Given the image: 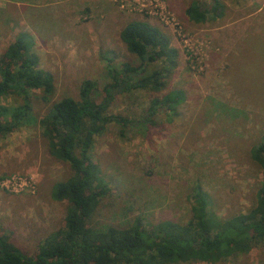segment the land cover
<instances>
[{
	"label": "rangeland",
	"instance_id": "1",
	"mask_svg": "<svg viewBox=\"0 0 264 264\" xmlns=\"http://www.w3.org/2000/svg\"><path fill=\"white\" fill-rule=\"evenodd\" d=\"M75 1V6L71 0L0 2V54L16 36L6 30L10 21L16 33L32 36L38 68L54 78L49 98L41 90L31 93L33 123L0 136V184L10 181L8 189L0 185V235L33 256L63 228L68 202L54 201L51 192L72 170L49 155L39 121L55 102L78 101L84 80L95 81L101 101L112 67L140 64L119 37L132 20L159 28L178 52L177 63L166 70L160 61L146 66L145 76L164 71L162 91L118 93L107 109L128 124L110 122L94 137L89 155L109 192L90 224L104 230L139 217L151 225L187 224L198 189L209 195L208 207L220 218L254 207L263 182L250 150L264 132V0H221L222 16L198 24L183 16L185 7L211 0H101V6L92 3V14ZM74 36L76 47L51 40ZM174 89L184 91L182 105L173 112L164 106L150 111L153 99ZM20 102L0 97L8 109ZM18 182L25 186L16 187ZM178 264H264V244L218 262Z\"/></svg>",
	"mask_w": 264,
	"mask_h": 264
},
{
	"label": "trees",
	"instance_id": "2",
	"mask_svg": "<svg viewBox=\"0 0 264 264\" xmlns=\"http://www.w3.org/2000/svg\"><path fill=\"white\" fill-rule=\"evenodd\" d=\"M224 8L221 0H211L207 6L192 1L186 15L195 24L204 23L220 17ZM119 37L140 64L112 67L113 80L104 86L101 101L96 99L95 81L84 80L78 101L64 98L55 102L39 121L49 155L69 164L72 170V175L56 182L51 192L54 201L68 202L63 228L39 244L33 256L24 254L0 235V264L218 262L264 244V132L250 150V159L261 171L263 182L257 189L255 206L247 212L220 218L208 207L209 195L198 189L193 197L192 218L187 224L163 221L151 225L140 217L127 226H109L104 230L90 224L95 207L109 192L89 155L94 137L110 122L128 124L121 116L108 115L107 109L118 93L148 88L162 91L164 71L145 76L146 66L160 61L166 70L177 63L178 52L171 47L169 38L146 21L127 22ZM33 90H41L49 98L54 93V78L38 68L33 39L20 32L0 54V97L15 96L21 101L11 109L0 105V136L33 123L30 105ZM184 100V91L174 89L162 98L153 99L150 111L157 112L156 107L164 106L173 112Z\"/></svg>",
	"mask_w": 264,
	"mask_h": 264
},
{
	"label": "crops",
	"instance_id": "3",
	"mask_svg": "<svg viewBox=\"0 0 264 264\" xmlns=\"http://www.w3.org/2000/svg\"><path fill=\"white\" fill-rule=\"evenodd\" d=\"M1 1H8V2H10V3H14V5L13 6H18L21 2H26L27 3V1L28 0H0V2ZM78 2H81L82 4H83V6H89V8H88V10H87V8L86 7H84V10H86V12L88 13L90 10H91V14H92V3L94 4L95 3V5H96V3H98L99 4V6H101V0H78ZM192 2V1H191ZM190 2V3H191ZM71 3H72V6H75V3H76V1L75 0H71ZM188 6L189 5H187L186 7H185V9H184V11H183V16H186V18L188 19V17H187V15H186V9L188 8ZM0 9H2L1 8V6H0ZM69 10V9H68ZM224 10H225V8H224ZM223 10V13L225 12ZM77 13V12H76ZM222 13V14H223ZM73 14H74V12H73ZM88 14H90V13H88ZM75 15V14H74ZM74 15H71L72 17H74ZM222 16V15H221ZM20 17V16H19ZM22 17V16H21ZM21 17H20V20H21V22L23 21L22 19H21ZM181 17V16H180ZM189 20V19H188ZM24 24V23H23ZM73 24H74V21H73ZM5 26L7 27V32L8 33H13L12 35H17L18 33H16V29L13 27V25H12V23L9 21L7 24H5ZM28 30V29H27ZM27 32H29V31H27ZM20 33V32H19ZM89 35H91L90 33V30H88V32H87ZM9 34H7V36H8ZM15 37L16 36H13V37H11V38H9V40H11L12 42L14 41V39H15ZM32 37V36H31ZM67 37V36H66ZM66 37H64V38H58V37H54V38H51V40L53 41V40H56V41H58V43H59V45L58 46H61L62 47V45L63 46H65V45H67V44H69V43H73V45H74V47H76V40H75V36L73 37V38H70V39H65ZM34 41V40H33ZM56 41H54V42H56ZM67 41V42H66Z\"/></svg>",
	"mask_w": 264,
	"mask_h": 264
},
{
	"label": "built area",
	"instance_id": "4",
	"mask_svg": "<svg viewBox=\"0 0 264 264\" xmlns=\"http://www.w3.org/2000/svg\"><path fill=\"white\" fill-rule=\"evenodd\" d=\"M11 180L15 182V179H14V178H12ZM19 180H20V179H19ZM8 183H10V181H9V182H4V181H3L0 185H1V186H4L6 189H8V188H9ZM14 184H15V183H12V184H11V188H12V190H15L16 187L22 188V186H25V185L22 184L21 182L16 183V187L14 186Z\"/></svg>",
	"mask_w": 264,
	"mask_h": 264
}]
</instances>
